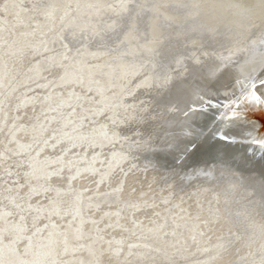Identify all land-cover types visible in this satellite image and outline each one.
I'll list each match as a JSON object with an SVG mask.
<instances>
[{"label": "water", "instance_id": "obj_1", "mask_svg": "<svg viewBox=\"0 0 264 264\" xmlns=\"http://www.w3.org/2000/svg\"><path fill=\"white\" fill-rule=\"evenodd\" d=\"M262 81L264 0H0V264H264Z\"/></svg>", "mask_w": 264, "mask_h": 264}, {"label": "snow or ice", "instance_id": "obj_2", "mask_svg": "<svg viewBox=\"0 0 264 264\" xmlns=\"http://www.w3.org/2000/svg\"><path fill=\"white\" fill-rule=\"evenodd\" d=\"M261 83L264 84V81H262ZM251 87H252V88H255L256 85L253 83V84L251 85ZM252 96H253V98H256L255 92L252 93Z\"/></svg>", "mask_w": 264, "mask_h": 264}]
</instances>
